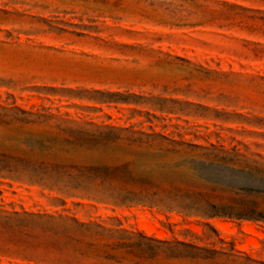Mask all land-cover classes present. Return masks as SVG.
<instances>
[{
  "label": "rangeland",
  "instance_id": "374dc122",
  "mask_svg": "<svg viewBox=\"0 0 264 264\" xmlns=\"http://www.w3.org/2000/svg\"><path fill=\"white\" fill-rule=\"evenodd\" d=\"M111 95L128 102L108 103ZM111 129L123 139L84 144L76 162L122 165L138 155L137 170H154L165 187L209 193L213 182L264 191V181L238 171H264V0H0V156L44 171L63 157L45 141ZM0 210L65 211L264 263V225L251 222L68 199L1 178ZM0 264L48 263L0 256Z\"/></svg>",
  "mask_w": 264,
  "mask_h": 264
},
{
  "label": "trees",
  "instance_id": "16d2710c",
  "mask_svg": "<svg viewBox=\"0 0 264 264\" xmlns=\"http://www.w3.org/2000/svg\"><path fill=\"white\" fill-rule=\"evenodd\" d=\"M116 97L111 95L107 102H128V99H113ZM66 133L73 141L57 138L45 141V150L59 146L58 156H63L59 161L45 162L44 171L28 170L29 161L2 155L0 178L39 183L68 199L115 207L147 206L207 221L225 219L264 225V191L213 182L208 183L212 187L209 193L172 184L165 187L157 181L154 170H137L141 158L138 155L122 165H114L112 159L78 164L76 156L84 144L116 143L123 139L122 131ZM127 140L135 143L140 138ZM46 142L53 147L46 146ZM238 171L250 179L264 181V171L258 168L245 167ZM62 205H67L66 200H62ZM75 205L82 206L80 202ZM0 256H18L48 264H122L133 260H136L134 264H264L234 249L130 234L103 223L69 216L65 211L45 214L0 210Z\"/></svg>",
  "mask_w": 264,
  "mask_h": 264
}]
</instances>
